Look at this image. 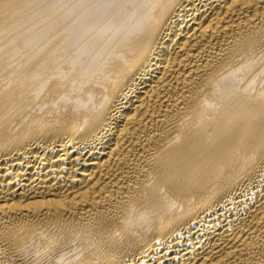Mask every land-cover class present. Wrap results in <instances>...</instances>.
<instances>
[{"label":"bare ground","instance_id":"1","mask_svg":"<svg viewBox=\"0 0 264 264\" xmlns=\"http://www.w3.org/2000/svg\"><path fill=\"white\" fill-rule=\"evenodd\" d=\"M0 264H264V0H0Z\"/></svg>","mask_w":264,"mask_h":264}]
</instances>
